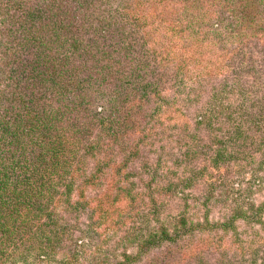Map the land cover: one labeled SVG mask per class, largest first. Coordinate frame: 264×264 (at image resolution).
Listing matches in <instances>:
<instances>
[{"label": "trees", "instance_id": "1", "mask_svg": "<svg viewBox=\"0 0 264 264\" xmlns=\"http://www.w3.org/2000/svg\"><path fill=\"white\" fill-rule=\"evenodd\" d=\"M263 183L264 0H0V264H264Z\"/></svg>", "mask_w": 264, "mask_h": 264}, {"label": "rangeland", "instance_id": "2", "mask_svg": "<svg viewBox=\"0 0 264 264\" xmlns=\"http://www.w3.org/2000/svg\"><path fill=\"white\" fill-rule=\"evenodd\" d=\"M249 174H243L242 176H241V189H243V187H244V181H246V180H248L249 179ZM240 177V176H239ZM243 181V182H242ZM253 189V188H252ZM251 189V191H252V195H250V197L249 198H252V199H256V200H261L263 197H264V183H263V186H262V191H261V193L259 192L258 193V191H256V189H254V190H252ZM82 194L79 196V200H76V194L75 193H73L72 194V196H71V199H70V209L71 210H73V211H71V216H67V219H72V218H74V217H76V216H74V215H80L81 216V218H80V223H83L84 224V226H88L90 223H92V225L90 226V227H88L87 229H86V231H89L90 229H95L94 227H98V228H100L101 226H99L100 225V219H101V217H102V211H101V208H100V216L99 215H92V214H87V212L88 211H92V209L93 208H95V207H91L90 205H91V203L94 201L93 199L95 198H92L91 199V197H92V195H91V191H89V189H87V190H82V189H80L79 190ZM257 195V196H256ZM257 204V203H256ZM70 209H69V211H70ZM83 213V214H82ZM85 214H86V216H85ZM79 216V217H80ZM83 218V219H82ZM86 219H91V221H87ZM79 223V224H80ZM72 226V225H71ZM98 233H99V237L100 236H104L103 234H105V233H108V232H106L105 230H103V228H101L99 231H98ZM114 234H113V230H112V232H111V230H110V235H107V236H109V239H103V240H105V243H108V242H110L109 243V249H108V251H111V253H110V259H111V261L112 260H118V258H116L117 257V255H118V253L121 251V248H120V246L119 245H117L116 243H114V242H117L116 241V238H114V236H113ZM88 237H91V235L88 233V235H87ZM106 236V235H105ZM104 238V237H103ZM93 245V244H92ZM98 245L99 244H97V245H93V246H95V247H97L98 248ZM101 245V244H100ZM28 246H30V248H31V245L30 244H28ZM100 247V246H99ZM31 250H32V248H31ZM89 249H86L83 253H81L80 255H78L79 256V262H81L82 261V259H84V264H100L101 263V260H103L102 258H99V256L97 255V256H95V258H93L92 260L89 258V256H88V254L87 255H85V257H84V254L88 251ZM7 252V251H6ZM109 253V252H108ZM7 254H8V252H7ZM14 257H16V258H18V259H22L23 258V255L22 254H18V253H15V255H14ZM9 261H11V260H9ZM7 264H9V263H11V262H6ZM62 262L60 261V257H59V255H55V256H51L50 255V257H49V259L47 260H43L42 259V261L41 262H36V263H34V264H61Z\"/></svg>", "mask_w": 264, "mask_h": 264}]
</instances>
